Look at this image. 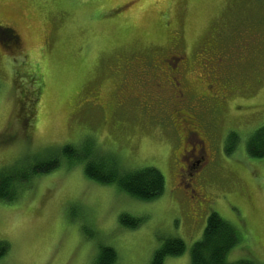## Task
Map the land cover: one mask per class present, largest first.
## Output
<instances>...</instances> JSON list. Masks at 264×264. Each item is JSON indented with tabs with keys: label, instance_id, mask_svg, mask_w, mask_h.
I'll return each instance as SVG.
<instances>
[{
	"label": "rangeland",
	"instance_id": "1",
	"mask_svg": "<svg viewBox=\"0 0 264 264\" xmlns=\"http://www.w3.org/2000/svg\"><path fill=\"white\" fill-rule=\"evenodd\" d=\"M262 125L264 0H0V131L17 137L0 146V173L71 145L164 177L140 201L57 156L0 201V264H92L103 245L115 264H149L169 237L185 251L163 264H189L211 211L240 235L227 260L264 264V157L246 147Z\"/></svg>",
	"mask_w": 264,
	"mask_h": 264
},
{
	"label": "trees",
	"instance_id": "2",
	"mask_svg": "<svg viewBox=\"0 0 264 264\" xmlns=\"http://www.w3.org/2000/svg\"><path fill=\"white\" fill-rule=\"evenodd\" d=\"M11 30L1 42L7 46L8 41L13 38ZM14 41V40H13ZM16 44L15 42L13 43ZM233 135H230V138ZM249 156L254 158L264 157V125L254 131L252 136L246 139ZM77 148L65 145L59 149L56 156L47 159H39L27 164L17 166L11 171L0 173V201H14L19 191L29 183L33 177L39 174L53 171L61 164L57 156L62 155L68 165L72 161L83 164L84 174L101 184H114L125 194L140 200L151 201L158 198L164 190V177L161 171L153 166H143L132 170H123L111 159L107 164H100L99 160H90L91 152L84 155ZM78 155V156H77ZM79 157V158H78ZM23 165V164H22ZM121 225L134 228L140 223V218L130 216L126 213L119 217ZM240 235L237 230L227 221L222 219L216 212L211 211L205 222L202 235L189 249V264H255L250 258H242L236 261L227 260V253L238 242ZM185 251V243L179 237H169L163 240L151 256L149 264H163L166 257L179 256ZM6 253L5 242L0 241V259ZM117 254L115 250L107 245L100 246L92 264H115Z\"/></svg>",
	"mask_w": 264,
	"mask_h": 264
},
{
	"label": "snow or ice",
	"instance_id": "3",
	"mask_svg": "<svg viewBox=\"0 0 264 264\" xmlns=\"http://www.w3.org/2000/svg\"><path fill=\"white\" fill-rule=\"evenodd\" d=\"M15 139H17V137L15 135L9 134L7 130L0 131V146L12 143V141L15 140ZM18 147H19V149L21 151H24V152L31 151L30 147L27 144H24V143H20L18 145ZM80 150H82V151L84 150V145L83 144L81 145V149ZM119 201H120V194L118 193L116 203H119ZM105 227H107V226H105ZM100 230L103 231V228H101ZM84 231L86 233H88V236L85 237L86 239H90L91 236H93V235H98V232L95 231V225L86 227L84 229Z\"/></svg>",
	"mask_w": 264,
	"mask_h": 264
},
{
	"label": "flooded vegetation",
	"instance_id": "4",
	"mask_svg": "<svg viewBox=\"0 0 264 264\" xmlns=\"http://www.w3.org/2000/svg\"><path fill=\"white\" fill-rule=\"evenodd\" d=\"M171 73H174L175 74V71H176V65L175 64H172L171 65ZM178 75V72H176V75L174 76V75H172L171 76V80H172V87H173V89H174V96H175V87L177 88V91H178V95H177V98L178 97H180L181 96V94H184L183 93V89H182V87H180V82H179V80L177 79V76ZM181 93V94H180ZM195 120V119H194ZM195 133V132H194ZM200 141H202L201 139H199ZM203 152H201L199 155H200V158L199 159H197V160H195V163H194V165H196V163H197V165L198 164H200V162H202L203 160H204V155L202 154Z\"/></svg>",
	"mask_w": 264,
	"mask_h": 264
}]
</instances>
